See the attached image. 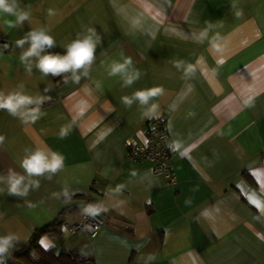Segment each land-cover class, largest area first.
I'll return each mask as SVG.
<instances>
[{
    "label": "crops",
    "instance_id": "obj_1",
    "mask_svg": "<svg viewBox=\"0 0 264 264\" xmlns=\"http://www.w3.org/2000/svg\"><path fill=\"white\" fill-rule=\"evenodd\" d=\"M20 6L31 11L22 27L0 23V91L23 84L26 94L51 98L35 123L0 110V175L10 168L26 175L20 162L37 148L62 154L64 166L31 177L40 186L23 198L0 184V236L17 238L6 261L35 228L60 213L64 223L78 222L92 204L107 220L96 236L70 235L61 226L58 235L41 236L40 246L90 255L92 264H264V0H20ZM209 22L215 27L202 37ZM41 27L55 39L49 51L60 54L95 29L101 43L86 77L45 76L34 64L26 70L15 41ZM129 56L141 77L122 87L109 67ZM154 86L164 89L154 113L120 102ZM159 115L172 144L171 185L153 175L149 161L126 154V143L143 144L147 122Z\"/></svg>",
    "mask_w": 264,
    "mask_h": 264
},
{
    "label": "clouds",
    "instance_id": "obj_2",
    "mask_svg": "<svg viewBox=\"0 0 264 264\" xmlns=\"http://www.w3.org/2000/svg\"><path fill=\"white\" fill-rule=\"evenodd\" d=\"M235 7V5H233ZM49 15H55V12L49 9ZM239 15V12H237ZM31 11L20 6V0H0V23L5 28L12 29L17 26L22 27L25 21H29ZM222 23V22H221ZM132 27H139L138 21L132 22ZM215 27L211 22L208 28L201 34L207 36L210 28ZM218 37H213L210 41L214 43ZM101 43L95 29L89 28L83 35H78L71 43L65 46V53H52L49 50L56 46L55 39L49 34L47 28H31L23 37L15 41V46L20 48V62L25 65L26 70L31 73L33 64L45 76H62L70 74L72 79L79 82L81 76H87L92 64L95 61L97 46ZM25 45L28 47L25 48ZM5 49L8 44H4ZM181 62H176L179 69ZM109 76H119L122 80V87H130L141 77V71L133 66L132 58L124 57L122 61H113L109 67ZM99 86V85H98ZM164 89L162 86H154L146 89H137L130 96L120 97V102L126 107H131L134 103L145 110V115L154 113L158 109V104L153 102L154 98L161 95ZM51 97L31 96L26 94L24 85L20 84L13 91L5 93L0 91V110H6L10 115L21 119L22 123H35L41 118L43 113L40 106ZM68 134V129L62 128L60 139H64ZM4 137L0 136V143ZM64 166V156L50 149L45 150L37 148L35 150H26V155L20 162V167L26 175L17 173L9 169L7 175H0V184L7 185L8 195L17 197H26L30 190L38 189L40 184L38 180L30 179L39 177L45 173L56 174ZM51 179V175L48 176ZM64 196H69L67 189L63 190ZM53 195H57L54 193ZM31 206V204H29ZM84 213L89 215L97 214L98 208L92 204L83 209ZM16 236L12 233L0 236V264H5L7 256L14 248ZM155 257L149 255L148 259Z\"/></svg>",
    "mask_w": 264,
    "mask_h": 264
},
{
    "label": "built area",
    "instance_id": "obj_3",
    "mask_svg": "<svg viewBox=\"0 0 264 264\" xmlns=\"http://www.w3.org/2000/svg\"><path fill=\"white\" fill-rule=\"evenodd\" d=\"M2 48V43L0 42V52ZM165 121L166 117L164 115L150 119L144 129L145 142L137 144L128 141L126 143V154L130 160L149 161L152 164L153 175L162 176L165 184L171 185L175 183L176 176L171 167L172 144L165 128ZM105 223H107V220L100 216L98 212L94 215L83 212L82 218L78 222L72 224L63 223L62 227L70 235L83 232L92 238L96 236ZM77 262L79 264H91L93 258L90 255H79Z\"/></svg>",
    "mask_w": 264,
    "mask_h": 264
},
{
    "label": "trees",
    "instance_id": "obj_4",
    "mask_svg": "<svg viewBox=\"0 0 264 264\" xmlns=\"http://www.w3.org/2000/svg\"><path fill=\"white\" fill-rule=\"evenodd\" d=\"M63 223V213H60L50 223L35 228L26 246L15 252L11 260H7L5 264H79L77 262L79 255L65 251L57 252L55 249L45 250L39 244V238L43 235H58Z\"/></svg>",
    "mask_w": 264,
    "mask_h": 264
}]
</instances>
